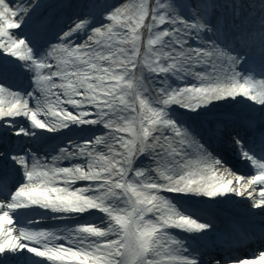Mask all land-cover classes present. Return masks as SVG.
<instances>
[{
    "label": "snow or ice",
    "instance_id": "1",
    "mask_svg": "<svg viewBox=\"0 0 264 264\" xmlns=\"http://www.w3.org/2000/svg\"><path fill=\"white\" fill-rule=\"evenodd\" d=\"M0 264H264V0H0Z\"/></svg>",
    "mask_w": 264,
    "mask_h": 264
}]
</instances>
